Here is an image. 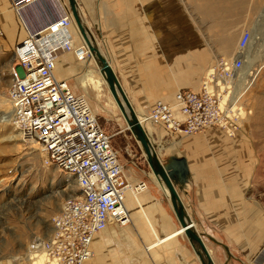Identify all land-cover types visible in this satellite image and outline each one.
Segmentation results:
<instances>
[{
	"label": "crops",
	"instance_id": "obj_1",
	"mask_svg": "<svg viewBox=\"0 0 264 264\" xmlns=\"http://www.w3.org/2000/svg\"><path fill=\"white\" fill-rule=\"evenodd\" d=\"M2 1L0 27L6 41L14 45L25 32L15 19L14 34L11 11ZM134 2L77 0L88 31L97 32V48L109 61L136 113L142 114L155 100L170 101L179 89L191 88L180 87L167 100L169 93L152 86L153 75L159 70L151 69V65L157 69L158 64L153 63H159L163 51L176 67L211 65L215 57L228 53L220 43L228 13L221 0H212L213 12L206 17L215 19L218 38L207 47V56L198 57L197 39L187 31V20L184 23L190 45L185 49L181 44L182 18L187 15L176 0H140V10ZM78 37V44H84ZM185 58L187 62H183ZM86 60L80 63L74 55H63L55 73L58 78H70L80 73ZM125 80L131 81L129 88ZM101 86L97 83V96ZM164 144L156 150L162 160L173 157L186 161V182L179 193L214 264H264V255H259L264 246V218L260 202L246 195L251 159L245 154L244 143L226 136L221 129L211 128L176 142L167 139ZM129 181H144L146 188L137 193V200L126 193L125 207L130 213L127 224H110L94 237L91 264H201L194 246L181 231L167 192L151 171L134 172Z\"/></svg>",
	"mask_w": 264,
	"mask_h": 264
},
{
	"label": "built area",
	"instance_id": "obj_2",
	"mask_svg": "<svg viewBox=\"0 0 264 264\" xmlns=\"http://www.w3.org/2000/svg\"><path fill=\"white\" fill-rule=\"evenodd\" d=\"M46 2L10 0L25 36L12 50L7 99L13 125L38 146L46 165L75 181L77 194L64 199L51 218L52 233L33 239L29 252L42 253L49 264H86L98 233L110 224L128 223L126 193H138L146 184L129 181L112 146L113 135L100 125L87 95L55 73L63 55H74L80 63L91 56L85 44L75 43L66 0L48 3V18L41 24L25 19L26 9ZM250 40V30H243L234 51L215 60L198 88L179 89L172 100L157 99L137 114L155 150L166 139L176 142L211 128L237 136L252 112L246 94L259 73L246 60Z\"/></svg>",
	"mask_w": 264,
	"mask_h": 264
},
{
	"label": "rangeland",
	"instance_id": "obj_3",
	"mask_svg": "<svg viewBox=\"0 0 264 264\" xmlns=\"http://www.w3.org/2000/svg\"><path fill=\"white\" fill-rule=\"evenodd\" d=\"M5 1L11 11L15 34V19L20 30L21 25L10 4L7 0ZM139 1L134 2L138 10L141 9ZM176 1L180 4L184 15H187L186 19L182 18V46L186 49L190 45V39L186 33L191 32V37L194 36L197 39L199 47L197 56H207V47L216 42L218 38L217 27L214 25L215 19L206 17L207 14L213 12L212 0ZM221 1L228 13V16L224 17V22L228 25L224 27L220 39L222 47L228 48V53H223L222 56L234 51L243 30H250L251 40L246 52V60L248 58L251 62V68L255 67L256 71L259 70L256 80L246 94L252 112L244 120L240 132L232 139L242 141L245 154L250 156L251 168L247 167L249 176L246 183V195L255 198L257 203L260 202L264 218V0ZM2 2L1 0L0 4ZM50 2L52 0H47L46 4L41 6L26 9L25 19L30 24H41L46 21L49 12L47 5ZM185 20L189 23V30L186 29ZM1 28L4 32L2 26ZM90 28L93 30V27ZM91 37L97 45V32L93 30ZM14 45L6 41L4 34L0 38V264L2 261L7 262L6 264H32L34 260L31 261L29 257L32 255L29 253L31 241L35 238L44 239L50 235L53 228L52 216L60 210L64 199L76 194V184L56 166L46 165L38 146L34 142H24L22 138L17 137L18 131L11 123L1 120L11 111L6 98L10 79L9 66L13 62ZM160 55L159 63H153L158 64L157 69L151 65V69L159 70L153 75L154 85L152 86L162 88L165 90L164 94L169 93L170 97L167 100H170L180 87L198 88L202 76L217 59L215 57L211 60V65L207 66L185 64L176 67L169 63L164 51ZM184 61L187 62L186 58L183 59ZM85 64L79 72L85 68ZM246 69L250 68L246 67ZM76 75L78 74L70 77L71 83L75 85ZM122 77L126 78L124 75ZM125 83L129 88L131 81L125 80ZM102 87L99 90V96H96L97 91L88 89V99L98 115L102 128L108 134L113 135L112 146L118 151L124 173L129 179L134 172L149 168L139 143L125 128L126 123L121 113L106 87L101 91ZM76 89L81 91L77 85ZM201 132L203 131L183 138ZM93 253L94 251L92 255ZM91 263L92 261L89 264Z\"/></svg>",
	"mask_w": 264,
	"mask_h": 264
},
{
	"label": "water",
	"instance_id": "obj_4",
	"mask_svg": "<svg viewBox=\"0 0 264 264\" xmlns=\"http://www.w3.org/2000/svg\"><path fill=\"white\" fill-rule=\"evenodd\" d=\"M66 1L74 24L91 55L90 58H88L85 68L74 77L77 87L86 94L85 88L81 85V80L91 76L95 69H97L99 75L103 79V86L106 87L126 123L125 128L130 131L131 135L139 143L144 159L155 181L163 189H166L172 210L181 226V231L194 246L195 253L200 263L214 264L201 236L193 226L186 206L179 193V189L186 182L187 177L185 159L171 157L164 161L159 157L147 132L138 120L137 113L127 97L115 71L107 58L97 48V45L88 37V29L81 17L77 0Z\"/></svg>",
	"mask_w": 264,
	"mask_h": 264
},
{
	"label": "bare ground",
	"instance_id": "obj_5",
	"mask_svg": "<svg viewBox=\"0 0 264 264\" xmlns=\"http://www.w3.org/2000/svg\"><path fill=\"white\" fill-rule=\"evenodd\" d=\"M183 27V26H182ZM73 28H74V31H75V43L77 44V45H79L78 44V41H79V37H78V34H79V32H78V30H77V28H76V26H75V24L73 25ZM77 30V31H76ZM77 32V33H76ZM251 33V32H250ZM87 35H88V37L93 41V39H92V37H91V34H90V32L88 31V33H87ZM79 36L81 37V35L79 34ZM81 39H82V37H81ZM82 41H83V39H82ZM84 43V42H83ZM90 58V57H89ZM88 59V58H87ZM87 61V60H86ZM84 62V61H83ZM10 67H11V64H10V66H9V69H10ZM247 70V72L249 71V69H246ZM97 83L98 84H100V83H103V79L99 76V75H97V71H94L92 74H91V76H89V77H86V78H84L83 80H82V82H81V85L85 88V90H86V92L88 93V89H92L93 91H97ZM97 96V95H96ZM0 101H1V98H0ZM6 101H7V103H8V105H9V102H8V99L6 98ZM9 109H10V106H9ZM3 115H5V114H3ZM10 118V119H9ZM2 121H5L6 123H11L12 125H13V123H12V112L10 111V112H8L7 114H6V116H3L2 117V119H1ZM14 126V125H13ZM15 127V126H14ZM16 128V127H15ZM17 129V128H16ZM18 132V134H17V137H19V138H22V140L24 141V142H27V143H32L33 141L32 140H29V139H27V138H25V137H23L22 136V134H21V132L19 131V130H17ZM165 191H166V189H165ZM127 193H129V194H131L133 197H134V199L135 200H137V196H138V194L137 193H131L130 191H128ZM77 194V193H76ZM76 194H74V195H76ZM74 195H69V197H71V196H74ZM28 204V203H27ZM26 208V207H25ZM52 231H53V228H52V230L50 231V234L52 233ZM30 251V250H29ZM29 253H31L32 255L30 256L29 255V257H30V260L31 261H33L32 262V264H49L48 262H47V260L45 259V257H44V255L42 254V253H40V252H38V253H32V252H29ZM13 258V257H12ZM91 260V259H90ZM89 260V261H90ZM88 261V262H89ZM10 262V261H9ZM87 262V263H88ZM6 264L7 262H5V261H2L1 262V264ZM86 263V264H87Z\"/></svg>",
	"mask_w": 264,
	"mask_h": 264
}]
</instances>
